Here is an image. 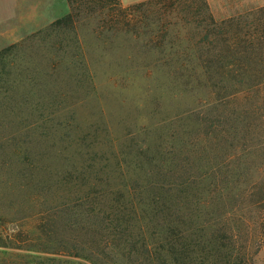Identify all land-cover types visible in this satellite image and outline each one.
Listing matches in <instances>:
<instances>
[{
	"label": "rangeland",
	"instance_id": "obj_1",
	"mask_svg": "<svg viewBox=\"0 0 264 264\" xmlns=\"http://www.w3.org/2000/svg\"><path fill=\"white\" fill-rule=\"evenodd\" d=\"M61 1L0 43V264H264V0Z\"/></svg>",
	"mask_w": 264,
	"mask_h": 264
},
{
	"label": "crops",
	"instance_id": "obj_2",
	"mask_svg": "<svg viewBox=\"0 0 264 264\" xmlns=\"http://www.w3.org/2000/svg\"><path fill=\"white\" fill-rule=\"evenodd\" d=\"M121 1L131 4L141 0ZM65 3L61 0H0V43L17 41L23 29L29 31L48 25L59 17L61 5L66 9Z\"/></svg>",
	"mask_w": 264,
	"mask_h": 264
},
{
	"label": "trees",
	"instance_id": "obj_3",
	"mask_svg": "<svg viewBox=\"0 0 264 264\" xmlns=\"http://www.w3.org/2000/svg\"><path fill=\"white\" fill-rule=\"evenodd\" d=\"M71 17V15L70 14H68V15H65L64 17H61V18H59V19H57L56 21H55V23L56 24H59V23H61L65 18H70ZM130 203H131V209H130V211H132L133 213H137L136 211H137V208L139 209V206H138V204L136 203H134V201H133V199H132V201L130 200ZM156 203H154V202H152V203H149V208H152L151 210H153L154 212H152L153 214H157V212H158V209H156V207L154 206ZM154 206V207H153ZM126 209V208H125ZM148 215V214H147ZM148 218V217H147ZM150 219H153L152 217L150 218ZM170 220V218H168V219H162V221L164 222V223H162L161 224V227L163 228V230L162 231H165L166 230V232L167 231H170L171 230V226H172V222L173 221H169ZM158 221V220H157ZM213 221H211V220H205L204 221V223H200L199 221L197 222V229H201V230H206V228L207 227H209V226H214L213 224ZM219 226V227H218ZM215 229H214V231H223L224 232V230L225 231H229V233H232V230H233V225H229V224H227L226 226H222V225H218ZM196 228V227H195ZM170 232H172V231H170ZM3 252H5V251H3ZM0 253H1V251H0ZM22 256H25V255H22ZM30 256V255H29ZM19 264H21V263H19Z\"/></svg>",
	"mask_w": 264,
	"mask_h": 264
}]
</instances>
